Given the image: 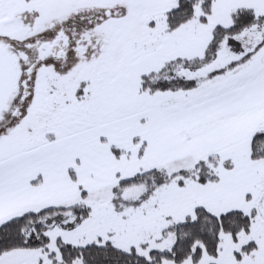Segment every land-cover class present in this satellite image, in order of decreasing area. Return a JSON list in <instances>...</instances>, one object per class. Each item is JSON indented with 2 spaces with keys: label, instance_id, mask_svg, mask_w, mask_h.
<instances>
[{
  "label": "snow or ice",
  "instance_id": "1",
  "mask_svg": "<svg viewBox=\"0 0 264 264\" xmlns=\"http://www.w3.org/2000/svg\"><path fill=\"white\" fill-rule=\"evenodd\" d=\"M0 264H264V0H0Z\"/></svg>",
  "mask_w": 264,
  "mask_h": 264
}]
</instances>
